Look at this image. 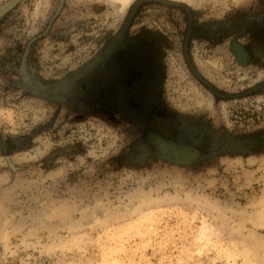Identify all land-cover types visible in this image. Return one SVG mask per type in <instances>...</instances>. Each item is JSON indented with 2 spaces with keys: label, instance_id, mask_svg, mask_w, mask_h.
<instances>
[{
  "label": "rangeland",
  "instance_id": "1",
  "mask_svg": "<svg viewBox=\"0 0 264 264\" xmlns=\"http://www.w3.org/2000/svg\"><path fill=\"white\" fill-rule=\"evenodd\" d=\"M14 1L0 9V264H264V0ZM189 20L229 25L192 35L184 59ZM121 25L166 34L160 98L201 127L200 161L140 159L129 115L23 87L24 49L50 83ZM231 42L247 44L248 66Z\"/></svg>",
  "mask_w": 264,
  "mask_h": 264
},
{
  "label": "flooded vegetation",
  "instance_id": "2",
  "mask_svg": "<svg viewBox=\"0 0 264 264\" xmlns=\"http://www.w3.org/2000/svg\"><path fill=\"white\" fill-rule=\"evenodd\" d=\"M193 25L195 24L189 20L184 28L181 43L184 59H188L192 35H197L201 29L216 31V27H225L229 23H205L198 30L194 29ZM144 26H135L133 35L127 38V30L132 26L121 25L95 55L50 83L40 81L33 76L32 70L27 69V53L24 49L18 65L23 87L55 101H71L90 109L105 108L106 114L110 115L117 112L129 115L137 130L141 129L142 137L137 140L138 148L143 153L139 155L140 159L152 155L154 151L166 161L176 163L178 159H183L181 151L188 149L193 155L190 160L184 161L193 164L205 155L200 151L199 143L193 145L192 142L198 138L201 130L198 128L201 127H197V123L191 122L188 117L172 113L165 101L160 98L167 77L164 63L167 36L162 31ZM246 46L247 44L243 46L236 42L228 45L233 58L244 66H248L252 56ZM234 47L240 49L241 60L234 53ZM258 56L264 58V52H260ZM190 69L193 75L197 76L193 69ZM64 83H67V86L62 89ZM55 88L62 89L65 93L46 94V91H53ZM139 118L141 122L138 121ZM206 132H208L206 140L210 141L213 136H217L212 131ZM225 142L236 150L242 149L240 142L233 135L225 133Z\"/></svg>",
  "mask_w": 264,
  "mask_h": 264
},
{
  "label": "water",
  "instance_id": "3",
  "mask_svg": "<svg viewBox=\"0 0 264 264\" xmlns=\"http://www.w3.org/2000/svg\"><path fill=\"white\" fill-rule=\"evenodd\" d=\"M140 1H146V0H140ZM157 1H161V2H163V3H166L164 0H157ZM15 3V1L14 0H11V1H9V2H6V3H4V4H1L0 5V9H3V12H5L6 10H8L13 4ZM174 4H176V3H174ZM138 4H136L135 5V7L132 9V12L135 10V8H136V6H137ZM183 7V6H182ZM2 12V13H3ZM131 12V13H132ZM58 90V91H57ZM57 90H56V88L53 90V91H51V90H48V91H46V94H50V93H53L54 95H57L58 93H60V94H64L65 93V91H63L62 89L61 90H59V88H57ZM57 91V92H56ZM59 95V94H58ZM176 158V157H175ZM177 159V158H176ZM177 164H186L187 162H185L184 161V159H178L177 160V162H176ZM188 164V163H187Z\"/></svg>",
  "mask_w": 264,
  "mask_h": 264
},
{
  "label": "bare ground",
  "instance_id": "4",
  "mask_svg": "<svg viewBox=\"0 0 264 264\" xmlns=\"http://www.w3.org/2000/svg\"><path fill=\"white\" fill-rule=\"evenodd\" d=\"M234 50L237 52V57L239 58V59H241V51H240V49L238 48H235L234 47ZM67 86V83H64V84H62V89H65V87ZM187 151V150H186Z\"/></svg>",
  "mask_w": 264,
  "mask_h": 264
}]
</instances>
